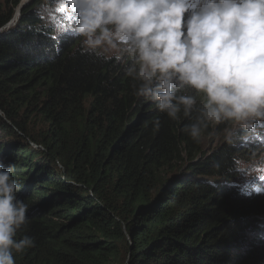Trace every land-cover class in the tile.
Instances as JSON below:
<instances>
[{"label":"trees","instance_id":"16d2710c","mask_svg":"<svg viewBox=\"0 0 264 264\" xmlns=\"http://www.w3.org/2000/svg\"><path fill=\"white\" fill-rule=\"evenodd\" d=\"M21 2L0 0V158L28 205L15 238L35 241L16 264H264V180L240 183L237 163L261 139L206 151L213 125L193 141L125 63L55 36L54 0Z\"/></svg>","mask_w":264,"mask_h":264},{"label":"clouds","instance_id":"9594fccd","mask_svg":"<svg viewBox=\"0 0 264 264\" xmlns=\"http://www.w3.org/2000/svg\"><path fill=\"white\" fill-rule=\"evenodd\" d=\"M63 3L76 16L80 50L125 63L133 95L172 121L190 118L182 131L193 141L227 122L224 139L232 143L236 127L264 121V0ZM12 171L0 158V264H16L14 253L35 245L30 236L15 238L28 205L17 198Z\"/></svg>","mask_w":264,"mask_h":264},{"label":"rangeland","instance_id":"374dc122","mask_svg":"<svg viewBox=\"0 0 264 264\" xmlns=\"http://www.w3.org/2000/svg\"><path fill=\"white\" fill-rule=\"evenodd\" d=\"M30 0H24L25 3L29 2ZM54 5H47L44 3V6L41 8L42 14L45 16L46 20L49 22L50 25L56 26V34L55 36L60 35V33H72L75 34V28L66 29L63 27L62 23L65 19V15H71L74 14V11L69 10L63 3V0H54ZM58 13V14H57ZM74 18H76L74 14ZM15 21H13L10 25L7 27H10L12 24L14 25ZM63 24H66L64 22ZM12 25V26H13ZM60 32H58V31ZM76 38H78L76 36ZM245 127H236L235 130L241 129ZM249 132L252 133L253 136L264 138V121H257L253 123V126L251 128H247ZM234 130V131H235ZM225 132L222 129V124L220 125H213V130L210 134V136H207L204 138V146L206 151L212 150L216 148L220 143H222L224 139ZM264 142V140H263ZM36 144L35 142H32V145ZM252 149H255V157H252V152L247 153L244 156V159L242 160L245 164V169L242 174V176L239 178V182L245 183V181L252 179L253 177H262L264 178V169H257V166L261 163H264V149H260L257 147H251ZM262 148H264V145H262ZM246 158L252 159V161L249 163L246 162ZM249 159V160H250ZM252 166H255L251 169ZM241 167V166H239ZM241 167V168H244ZM240 168V169H241ZM264 257V256H263Z\"/></svg>","mask_w":264,"mask_h":264},{"label":"bare ground","instance_id":"6f19581e","mask_svg":"<svg viewBox=\"0 0 264 264\" xmlns=\"http://www.w3.org/2000/svg\"><path fill=\"white\" fill-rule=\"evenodd\" d=\"M57 14H58V13H57ZM64 17H65V19H64L63 23L66 22V24H63V23H62L63 27L66 28V29L75 28L76 18H74V14L69 15V17H68V15H65ZM249 159H250V158H247V159H246V162H247V163L249 162ZM240 168H241V167H239V169H240ZM244 169H245V167H244V168H241V171H244ZM239 184H240V183H239Z\"/></svg>","mask_w":264,"mask_h":264},{"label":"water","instance_id":"95a60500","mask_svg":"<svg viewBox=\"0 0 264 264\" xmlns=\"http://www.w3.org/2000/svg\"><path fill=\"white\" fill-rule=\"evenodd\" d=\"M24 3H25V2H24V0H22V2H21V5H20V6H22ZM20 6H19V8L17 9V13H16V15H15L14 19H17V18H18V16H19V14H20ZM17 15H18V16H17ZM12 22H13V20H12L11 22H9V23L7 24V26H8V25H10Z\"/></svg>","mask_w":264,"mask_h":264}]
</instances>
